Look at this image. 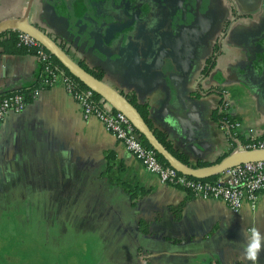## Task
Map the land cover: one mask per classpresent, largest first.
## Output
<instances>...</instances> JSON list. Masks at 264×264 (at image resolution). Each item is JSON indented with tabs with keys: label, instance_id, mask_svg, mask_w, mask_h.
I'll use <instances>...</instances> for the list:
<instances>
[{
	"label": "crops",
	"instance_id": "1",
	"mask_svg": "<svg viewBox=\"0 0 264 264\" xmlns=\"http://www.w3.org/2000/svg\"><path fill=\"white\" fill-rule=\"evenodd\" d=\"M238 1L216 36L206 8L191 11L196 0H32L29 18L147 105L152 128L201 166L234 150L215 115L222 106L242 140L264 135V0ZM28 3L10 1L0 19ZM39 67L35 53L0 51V92L32 86ZM52 219L86 234L77 245L95 263L251 264L242 229L264 235V189L234 212L161 181L57 84L0 121V235L47 236L58 229ZM2 249L1 264H14Z\"/></svg>",
	"mask_w": 264,
	"mask_h": 264
},
{
	"label": "built area",
	"instance_id": "2",
	"mask_svg": "<svg viewBox=\"0 0 264 264\" xmlns=\"http://www.w3.org/2000/svg\"><path fill=\"white\" fill-rule=\"evenodd\" d=\"M18 44L36 47V55L42 64V75L37 87L31 90H17L0 97V121L10 111H22L30 98L37 96L41 89L57 84L79 103L85 117H96L105 128L113 133L150 171L155 172L161 181L179 185L194 194L224 199L234 212H239L245 201L256 203L264 189V160L236 164L221 172L216 179L197 178L182 173L174 166L163 162L157 151L140 137L135 125L121 110L106 108L95 96L91 87H83L78 81L52 62L51 53L28 32L20 30ZM224 105H227L224 102ZM222 106L220 124L234 150L263 149L264 135L242 140L238 127L240 122L230 118ZM210 264H220L212 262Z\"/></svg>",
	"mask_w": 264,
	"mask_h": 264
},
{
	"label": "water",
	"instance_id": "3",
	"mask_svg": "<svg viewBox=\"0 0 264 264\" xmlns=\"http://www.w3.org/2000/svg\"><path fill=\"white\" fill-rule=\"evenodd\" d=\"M32 0H29L25 13L19 17L0 20V33L9 28H16L30 33L77 78L99 93L104 101H109L115 109L124 112L135 125L139 135L145 137L150 146L182 173L197 178H207L236 164L264 160V148L233 150L218 160L201 166H194L180 160L157 136L155 130L146 121L138 107L131 102L125 93L118 90L105 79L96 77L79 60L75 59L66 48L60 45L56 38L46 29L32 22L29 11ZM19 89V88H18Z\"/></svg>",
	"mask_w": 264,
	"mask_h": 264
},
{
	"label": "rangeland",
	"instance_id": "4",
	"mask_svg": "<svg viewBox=\"0 0 264 264\" xmlns=\"http://www.w3.org/2000/svg\"><path fill=\"white\" fill-rule=\"evenodd\" d=\"M10 1L12 2V0ZM192 1L195 2V0ZM9 2H0V18L5 15V11H9ZM196 3L192 6L191 11L195 10L197 15L200 16L199 7L206 8L207 13L201 17L208 16L204 25L213 33V36H216L222 29L224 20L232 16V12L240 5L238 0H196ZM184 5L181 4V16L187 17L188 14L186 9L183 8ZM4 7L8 9L4 10ZM54 220L56 224L59 222V219H52V222ZM57 226L58 229L47 236L33 233L14 235L4 233L0 235L2 252L11 254V260L14 259V264H100L95 263L96 260L91 258L88 249H85L84 246L81 249L77 245V240L86 234L82 231H76V227H67L63 222L58 223ZM1 261L2 259L0 264Z\"/></svg>",
	"mask_w": 264,
	"mask_h": 264
},
{
	"label": "trees",
	"instance_id": "5",
	"mask_svg": "<svg viewBox=\"0 0 264 264\" xmlns=\"http://www.w3.org/2000/svg\"><path fill=\"white\" fill-rule=\"evenodd\" d=\"M229 20L226 22V24L223 26V31H225L227 29V24ZM19 33H20V30L19 29H16V28H9L7 30H4L0 33V46H2V49L0 51H6V52H13V53H16V52H31V53H36V47L34 46H28V45H24V44H18V36H19ZM56 38V37H55ZM56 40L58 41V39L56 38ZM60 43L61 46H64V44L60 41H58ZM214 57H215V54H213L212 56H210L208 58V62H207V68H209L211 66V64L214 63ZM51 58H52V62L57 65L59 68H62L64 69L68 74H70L71 76H73L77 81L78 83L83 86V87H89L88 85H86L84 82H82L79 78H77L76 76H74L61 62L60 60L51 55ZM80 64L85 67L88 71H90L92 74H94L96 77L98 78H101V79H104V69L102 67H99V66H90L88 65L85 61L81 60L79 61ZM41 69H42V64L40 63V67H39V78H38V81L35 82L32 86L30 87H24V88H20V89H10V90H7V91H3V92H0V97L6 95V94H9V93H12L14 91H17V90H31L32 88H34L38 82L40 81V78H41V75H42V72H41ZM95 96L97 97L98 100H100V102L102 103L104 100H103V97L97 93L95 91ZM132 103H134L138 109L140 110V112L142 113V115L144 116V118L146 119V121L149 123V125L151 126L150 122H149V117L147 115V105H141L137 100H136V97L134 95H128L127 96ZM115 110V109H114ZM217 117L220 118L222 117V113L220 112H216ZM152 127V126H151ZM157 136L159 137V139L180 159L182 160L184 163H187L189 165H193L192 164V161L188 158V155L184 152V151H181L177 148H175L170 139L168 138L167 134L165 132H161V131H155ZM140 137L142 138V140L150 145L148 143V141L145 139L144 136L140 135ZM234 147V145H233ZM232 151V150H230ZM229 151V152H230ZM228 152V153H229ZM158 156L159 158L167 163V161L163 158V156H161L159 153H158ZM221 158V157H220ZM203 165V164H202ZM196 166V165H194ZM221 174V172L219 173H216L210 177H207L206 179H216L218 178V176Z\"/></svg>",
	"mask_w": 264,
	"mask_h": 264
},
{
	"label": "clouds",
	"instance_id": "6",
	"mask_svg": "<svg viewBox=\"0 0 264 264\" xmlns=\"http://www.w3.org/2000/svg\"><path fill=\"white\" fill-rule=\"evenodd\" d=\"M242 234L248 240L243 252L244 259L251 261V264H259L260 255L264 252V235L255 227L250 230V234L247 229H242Z\"/></svg>",
	"mask_w": 264,
	"mask_h": 264
}]
</instances>
